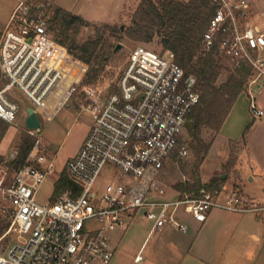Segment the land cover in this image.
<instances>
[{
	"label": "built area",
	"instance_id": "built-area-1",
	"mask_svg": "<svg viewBox=\"0 0 264 264\" xmlns=\"http://www.w3.org/2000/svg\"><path fill=\"white\" fill-rule=\"evenodd\" d=\"M210 1L214 12L203 33V47L216 45L224 57L251 67L246 87L249 110L253 117L261 116L255 94L264 82V12L253 8L250 0ZM9 23L14 27L0 35V120L14 123L19 104L7 91L16 86L36 111L43 108L45 97L63 78L69 52L49 35L46 20L22 0ZM79 83H71L67 95ZM113 86L103 92L91 84L81 85L86 101L81 107L90 113L91 124L65 164L71 187L49 202L35 199L54 169L41 137H35L25 163L10 179L0 164V193L7 202L2 210L8 216L0 239L11 232L22 239L6 252L0 248V264H111V232L124 230L138 214L153 230L167 226L185 231L181 212L202 222L214 207L236 212L264 209L225 187L165 198L161 169L174 150L188 154L179 141L199 100L194 79L185 76L170 50L139 48ZM39 131L27 128L33 136ZM107 163L116 168V178L98 193L95 183ZM92 220L97 225H91Z\"/></svg>",
	"mask_w": 264,
	"mask_h": 264
},
{
	"label": "rangeland",
	"instance_id": "rangeland-1",
	"mask_svg": "<svg viewBox=\"0 0 264 264\" xmlns=\"http://www.w3.org/2000/svg\"><path fill=\"white\" fill-rule=\"evenodd\" d=\"M19 1L0 0V34L5 29L14 27V24L9 23V21ZM22 1L31 8L32 13L46 20L47 32L53 39H55L59 27V24L56 25L53 22L57 7L81 16L87 24L71 25L66 38L67 42L70 44L71 38L76 37L78 43L88 41L95 45V49L89 57L90 65L85 63L86 71L89 68L87 77L85 78V71L80 83L76 85V89L68 95L69 101L60 106L51 119H41L40 131L36 132L37 136L34 135V137H41L46 145L47 157L54 161L53 172L47 175L35 194V199L44 203L49 202L57 195L54 194L55 179L66 168L67 159L80 147L91 124L90 113L80 109L82 108L81 104H86L81 85L91 84L103 92L110 91L133 53L139 48L159 53L161 46L156 38L151 42H137L123 36L121 30L130 25L131 16L139 0ZM250 2L253 4V8L264 12V0H250ZM60 37L65 38L66 36L61 35ZM119 42L122 46L115 51L114 47ZM226 76L227 72L224 71L217 83ZM84 79L87 82H84ZM61 84H63L62 91L66 93L70 84L65 73ZM17 93L21 97V99L17 98L20 105L19 113L24 115L25 108L27 106L34 107V105L23 93L22 95ZM263 97L264 88L255 94L257 106L263 103ZM235 105L233 114L227 118L225 125L221 126L201 163L199 162V154L194 149L198 136L191 123L187 122L179 145H186L188 154L186 156L179 155L176 149L166 159L160 172V179L166 184V188H174V184L179 181H192L195 178L208 181L214 175H221L224 181H221L220 187H225L226 191H238V194L247 200H252L258 205H264V114L253 119L249 110V97L246 91L240 94ZM243 120L246 121L241 124ZM21 123L23 125L22 119ZM22 132L24 130L20 134ZM211 134L205 129L199 131V137L206 142L212 137ZM16 143L17 141L14 140L10 144L14 146ZM12 155H16V153H12ZM232 160L233 164L228 168L227 163ZM196 164H199L198 169H196ZM5 168L7 169V178L10 179L15 171L7 166ZM115 178L116 168L114 165L105 164L95 183V190L100 193L104 186L115 181ZM3 207H7V202L0 193V219L8 222L7 211L4 212ZM242 213L243 219L248 221L249 225L260 235V250L264 243V209L258 212L246 211ZM138 216L130 221L129 228H127L112 257L111 264H136L133 258L149 229V227H145L147 222L139 220ZM90 224L97 225L94 220ZM16 237L17 234L11 232L0 239V248L3 252H6L17 240H22ZM159 239V236L153 235L148 239L149 244ZM245 240L254 242L248 236ZM140 254L145 258L144 251H140ZM239 260L241 261L239 264L244 262L242 258Z\"/></svg>",
	"mask_w": 264,
	"mask_h": 264
},
{
	"label": "trees",
	"instance_id": "trees-1",
	"mask_svg": "<svg viewBox=\"0 0 264 264\" xmlns=\"http://www.w3.org/2000/svg\"><path fill=\"white\" fill-rule=\"evenodd\" d=\"M213 12L214 6L210 0H139L131 16L130 25L121 30L123 36L132 41L151 42L156 38L161 46L160 52L170 50L174 60L183 68L185 76L194 79L193 87L198 93L199 100L191 110L188 122L198 136L194 149L199 154L200 163L237 97L246 91L251 75V67L248 64L244 62L236 64L235 61L224 57L216 45L209 50L204 49L203 33L208 27ZM53 22L59 24L54 40L65 46L72 56L90 65L89 57L95 45L88 41L78 43L76 37H72V42L69 44L66 39L71 25L87 24V22L81 16L61 7L56 8ZM61 35L66 37L62 38ZM147 59L151 60L152 55H148ZM75 64L69 61L64 72L69 84L77 81L84 69L83 63L75 62ZM224 71L227 72V76L217 83ZM88 72L89 68L85 78ZM84 82L87 81L84 79ZM7 126L6 122L0 120V140ZM202 129L212 133V137L207 142L199 137V131ZM34 141L33 135L22 132L16 155L9 161H4V157L0 154V164L4 163L14 171L18 170L25 163ZM231 164L233 160L228 161L227 167L230 168ZM198 167L199 164H196V169ZM221 181H224L221 175H214L206 182H202L199 178L179 181L174 184V188L181 195L198 194L203 188L208 190L220 188ZM71 186L72 182L67 173L62 170L55 181L54 194H59ZM7 226L8 222L0 219V235Z\"/></svg>",
	"mask_w": 264,
	"mask_h": 264
},
{
	"label": "crops",
	"instance_id": "crops-1",
	"mask_svg": "<svg viewBox=\"0 0 264 264\" xmlns=\"http://www.w3.org/2000/svg\"><path fill=\"white\" fill-rule=\"evenodd\" d=\"M65 55L64 72L67 70V63H69V61L74 62V64L75 62H81L69 53H66ZM81 63L84 64L81 77L72 83H79L86 71V64L84 62ZM1 81L2 79L0 77V82ZM61 82L62 79L45 97L44 107L36 111L40 120L51 119L58 108L69 101L67 91L66 93L62 91L63 84H61ZM263 88L264 84L259 91ZM17 92L22 95V92L16 86H12L7 91V96L18 102L17 98L21 99V97ZM236 101L224 119L222 126L225 125L227 118L233 114L234 108L236 107ZM27 107L25 108L23 115L19 113V105L16 121L7 124V129L0 140V154L6 161L10 160V156L11 159L15 156L12 155V153H16L20 132L22 130H24V132L27 131V127L24 123ZM257 107L262 109L264 114V97L263 103ZM80 109L84 110L83 108ZM253 119H255V117H253ZM245 121L246 120H243L241 124ZM14 140L17 141L16 145H14L15 147L10 144L13 143ZM166 159H168V157ZM64 170L67 173L66 168ZM58 177L59 175L56 177L55 181ZM206 181L207 180L202 179V182ZM179 196H181V194L175 188H166V199L173 200ZM138 215L139 220L147 222L145 227H149V229L133 258V261L136 264H239L241 263L239 258L244 259L242 264H249V262H251V264H264V243L259 250V242L261 240L260 235L249 225L248 221L243 219L242 212L214 207L208 211L206 219L202 222L196 221L190 215L181 212L179 217L187 223V229L185 231L167 226L153 230L151 228V223L142 219L140 214ZM127 228H129V225L124 230L119 228L111 232V241L114 246L113 255L119 242L125 235ZM153 235L159 236L160 239L149 244L148 239ZM247 236L254 240L255 243L245 240ZM140 251L145 252V258L142 257ZM137 255L140 256V259L138 260L135 259Z\"/></svg>",
	"mask_w": 264,
	"mask_h": 264
},
{
	"label": "water",
	"instance_id": "water-1",
	"mask_svg": "<svg viewBox=\"0 0 264 264\" xmlns=\"http://www.w3.org/2000/svg\"><path fill=\"white\" fill-rule=\"evenodd\" d=\"M121 46L122 44L120 42L117 43L114 47V50H118ZM24 123L28 129H37L41 127V120L38 117L36 110L32 106H29L26 109V117Z\"/></svg>",
	"mask_w": 264,
	"mask_h": 264
}]
</instances>
